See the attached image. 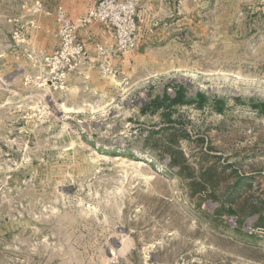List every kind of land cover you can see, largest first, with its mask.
I'll list each match as a JSON object with an SVG mask.
<instances>
[{"label":"rangeland","instance_id":"1","mask_svg":"<svg viewBox=\"0 0 264 264\" xmlns=\"http://www.w3.org/2000/svg\"><path fill=\"white\" fill-rule=\"evenodd\" d=\"M0 7V264H264L259 214L221 210L239 175L237 208L264 200V0H140L139 49L63 87L22 46L24 7ZM211 165L217 200L187 184Z\"/></svg>","mask_w":264,"mask_h":264},{"label":"built area","instance_id":"2","mask_svg":"<svg viewBox=\"0 0 264 264\" xmlns=\"http://www.w3.org/2000/svg\"><path fill=\"white\" fill-rule=\"evenodd\" d=\"M139 1L96 0L78 20H74L63 6H57L54 14L58 23V48L50 53L41 52L45 69L41 84L63 87L71 74L81 70L92 59L87 45L78 34L79 25L91 22H99L114 32V43H98L94 52L100 72L105 76L112 75L116 58L125 53H134L140 47L141 28L137 19Z\"/></svg>","mask_w":264,"mask_h":264},{"label":"crops","instance_id":"3","mask_svg":"<svg viewBox=\"0 0 264 264\" xmlns=\"http://www.w3.org/2000/svg\"><path fill=\"white\" fill-rule=\"evenodd\" d=\"M7 1L9 4L25 8V10H23L24 8H19V10L24 11L27 16L25 18L17 16L14 20L25 27V37L21 40L22 46L28 50V56H32L36 64L38 63L40 66H43L41 52L50 53L54 51L58 43V23L54 14L57 6H63L74 20H78L82 14L96 3V0H0V4ZM23 1L27 3L23 4ZM78 34L87 45L92 61H96L94 58L96 44L111 45L115 41L113 30L99 22L79 25ZM11 40L16 42L13 34ZM20 56L24 58V53L16 55L18 59ZM118 62L125 68V59H119Z\"/></svg>","mask_w":264,"mask_h":264},{"label":"trees","instance_id":"4","mask_svg":"<svg viewBox=\"0 0 264 264\" xmlns=\"http://www.w3.org/2000/svg\"><path fill=\"white\" fill-rule=\"evenodd\" d=\"M185 93L183 88H179L177 92V96L171 99V104H181L185 102ZM206 100V94L199 92L198 97L195 98V101L201 106L202 102ZM161 101H164L161 99ZM261 110L264 112V102L258 104ZM218 111H222V106L216 108ZM170 156V165L179 164L180 170L184 168H188L189 166L181 163V159L184 158V154L182 152V148L179 147V144L174 142L173 140H168L164 150ZM183 162V161H182ZM225 170H218L215 165L208 166L207 168H203L200 170L199 175H195L191 173V180L187 182L193 193H207L209 197L214 200L220 199V196L217 195L218 190L224 189L223 186V172ZM247 178H242L240 175L236 177V182L231 186L225 187V192L223 194L224 198L221 200L223 203L221 204V210L224 208L229 213H239L240 215H250V214H259V219L256 221L257 227L264 228V214H263V207H264V200L261 201H252L248 202V206L245 208H237L239 205L240 200L242 199V193L248 186H251L250 182H246ZM245 183V184H244ZM228 206L226 207L227 204ZM243 209V210H242ZM210 215V214H209ZM220 213L217 215L219 216ZM211 216V215H210ZM224 228L232 229L229 227L227 223L224 221L221 223ZM235 232L242 233L240 229H235ZM251 238V237H249Z\"/></svg>","mask_w":264,"mask_h":264},{"label":"bare ground","instance_id":"5","mask_svg":"<svg viewBox=\"0 0 264 264\" xmlns=\"http://www.w3.org/2000/svg\"><path fill=\"white\" fill-rule=\"evenodd\" d=\"M140 164H143V165L145 164L146 165V163L144 161H140Z\"/></svg>","mask_w":264,"mask_h":264}]
</instances>
